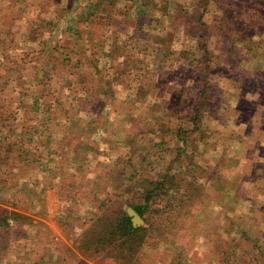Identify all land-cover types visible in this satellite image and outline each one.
Wrapping results in <instances>:
<instances>
[{"label":"rangeland","instance_id":"374dc122","mask_svg":"<svg viewBox=\"0 0 264 264\" xmlns=\"http://www.w3.org/2000/svg\"><path fill=\"white\" fill-rule=\"evenodd\" d=\"M0 126V264H264V0H0Z\"/></svg>","mask_w":264,"mask_h":264},{"label":"trees","instance_id":"16d2710c","mask_svg":"<svg viewBox=\"0 0 264 264\" xmlns=\"http://www.w3.org/2000/svg\"><path fill=\"white\" fill-rule=\"evenodd\" d=\"M0 133H1V135H0V160H1L2 155H3L4 159L8 160L10 168L15 169L16 166L14 164L11 166L12 157L10 156V159H9V153L10 154L15 153L13 147L16 145V143H15L16 141L12 142L10 144V146L8 147L7 144L5 143V141H6L5 135L7 134L5 127L0 126ZM26 134H28V135L32 134V133H30V129L26 131ZM65 139L66 138H62L60 140V142L64 141ZM20 141H25V142L30 143L31 139L27 138V136L24 135L23 139L19 140V142ZM20 154L24 155L23 156V164L25 166L34 164L35 167H38V171H39V159L36 158L37 152H35L34 158H30L28 156L30 154V152H28L27 150H22V152H20ZM20 183H21V188H22L24 186V183L23 182H20ZM49 185H50L49 187H51L52 184H49ZM2 186H1V183H0V197L3 199V201H6V198L9 195L8 191H10L12 189V187L8 188L6 185L3 186V187ZM4 192H8V193H4ZM34 195L37 197L38 193L34 192ZM7 206H8V204H7ZM135 207H136V209L138 210L139 213L143 214L144 208L148 207V203H145L144 205H141V204L140 205H136ZM19 209H21V208H19ZM25 218H26L25 215H23V213L21 211H18L17 209L11 210L8 207L0 206V227L10 228L11 227V224L9 222L10 219H15V221L18 220V219L22 220V221H20V223L22 225L29 224L26 221H23ZM102 219L103 218L95 219L92 222V226H96V225L99 226V223L101 224ZM115 221L116 220L111 221V223H114V224L111 226L109 233L116 234V230L120 229L122 231L121 234L124 235L123 237H125L126 239H131L132 236H133V233L136 232V230L133 229V227L131 226L130 218L128 216H125V217H123V219H120L117 222H115ZM91 231H92V229H90L86 234L88 235ZM92 242H95V243L98 244L100 242V240L95 239V240H92Z\"/></svg>","mask_w":264,"mask_h":264},{"label":"water","instance_id":"95a60500","mask_svg":"<svg viewBox=\"0 0 264 264\" xmlns=\"http://www.w3.org/2000/svg\"><path fill=\"white\" fill-rule=\"evenodd\" d=\"M129 215L132 216V222L134 226H137L140 222H142L141 217L136 213L132 208L128 209Z\"/></svg>","mask_w":264,"mask_h":264}]
</instances>
